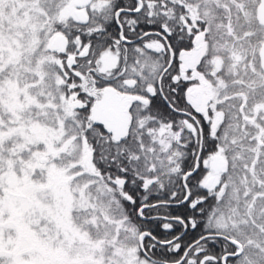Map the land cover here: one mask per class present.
Returning <instances> with one entry per match:
<instances>
[{
  "label": "snow or ice",
  "instance_id": "6c2138e0",
  "mask_svg": "<svg viewBox=\"0 0 264 264\" xmlns=\"http://www.w3.org/2000/svg\"><path fill=\"white\" fill-rule=\"evenodd\" d=\"M0 264H264V0H0Z\"/></svg>",
  "mask_w": 264,
  "mask_h": 264
}]
</instances>
